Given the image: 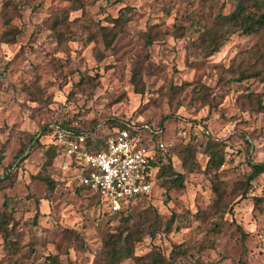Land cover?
<instances>
[{"label":"rangeland","instance_id":"1","mask_svg":"<svg viewBox=\"0 0 264 264\" xmlns=\"http://www.w3.org/2000/svg\"><path fill=\"white\" fill-rule=\"evenodd\" d=\"M240 2L264 12L263 0H0V264H95L121 231L145 256L117 264H264V171L251 164L264 162V25L204 48ZM55 119L98 136L163 127L146 136L165 140L184 183L104 212L54 135L33 139Z\"/></svg>","mask_w":264,"mask_h":264},{"label":"built area","instance_id":"2","mask_svg":"<svg viewBox=\"0 0 264 264\" xmlns=\"http://www.w3.org/2000/svg\"><path fill=\"white\" fill-rule=\"evenodd\" d=\"M51 127L65 152L81 164L76 168L80 181L99 189L111 210L130 207L135 199L152 191L154 178L150 162L157 148L165 147L166 142L163 139L152 141L146 131L161 135L162 127L127 122V126L118 127L105 136L57 119L51 122ZM89 140H94L93 147Z\"/></svg>","mask_w":264,"mask_h":264},{"label":"trees","instance_id":"3","mask_svg":"<svg viewBox=\"0 0 264 264\" xmlns=\"http://www.w3.org/2000/svg\"><path fill=\"white\" fill-rule=\"evenodd\" d=\"M264 2V0H263ZM220 20L216 23V26L208 31V36L205 38V49L209 51H215L218 50L219 47L223 44L224 40L228 38V35L226 34L228 31H233L235 29H232L233 25H237L239 27H243L246 30L255 28L254 24L257 23L259 26L264 25V12L257 15L253 10H248L243 7V3L240 2L238 4V7L235 11L229 13V14H221L219 15ZM109 31H104V35L106 38L107 44H110L113 40L112 37H109ZM64 124H69L67 121H63ZM138 124H143L141 121ZM127 126V123L122 124L119 126V128ZM163 128V127H162ZM42 132H36L33 135V139L37 141L38 143L41 141L42 137L44 135L53 134V129L51 127V123H46L42 126ZM91 133H95L92 130H88ZM164 131V129H163ZM163 135V132L162 134ZM90 146L93 147L94 140H89ZM51 146L53 147V150L55 153H61L62 155L69 158V164L73 165L75 168L81 166V164L76 160L75 157L69 156L65 150L64 145L58 141L54 136L51 140ZM168 145L165 147H158L154 157L151 159L150 167L152 170V176L154 178V185L158 183L160 180V183L164 185H181L184 183L185 173L182 171H178L171 161L168 163L165 162V151L168 149ZM211 157L209 159L210 164H212L214 167H220L224 163V155L221 153H218L216 149H210ZM251 164L253 166L254 173L262 172L264 171V162H256L251 161ZM87 171V169H84ZM79 172L77 171V176L79 178ZM168 175L170 177V180H165L164 176ZM79 184L82 186H88L80 181L79 178ZM90 187V186H88ZM92 188V187H91ZM94 189V188H93ZM99 196L101 201L103 202V196L99 189H94ZM146 195V194H145ZM105 202V201H104ZM129 207H124L118 210H104V212H123L124 210H127ZM8 215L7 213H1L0 215V228H4L5 224L8 222L7 220ZM136 238L132 236V232L128 231L124 234L123 231L119 232L118 234L112 233L108 234L103 242V248H102V259H99L96 261L95 264H117L120 262L124 257L128 256H137L138 258H142L145 255H135L134 254V242ZM53 258V261L57 262V259L55 257ZM165 264H168L165 262Z\"/></svg>","mask_w":264,"mask_h":264}]
</instances>
